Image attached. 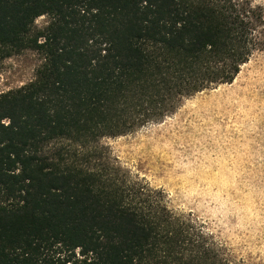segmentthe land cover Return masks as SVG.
I'll list each match as a JSON object with an SVG mask.
<instances>
[{
	"label": "trees",
	"instance_id": "obj_1",
	"mask_svg": "<svg viewBox=\"0 0 264 264\" xmlns=\"http://www.w3.org/2000/svg\"><path fill=\"white\" fill-rule=\"evenodd\" d=\"M250 0H0V264H242L101 144L234 82L263 45ZM50 23L35 28L41 17Z\"/></svg>",
	"mask_w": 264,
	"mask_h": 264
},
{
	"label": "rangeland",
	"instance_id": "obj_2",
	"mask_svg": "<svg viewBox=\"0 0 264 264\" xmlns=\"http://www.w3.org/2000/svg\"><path fill=\"white\" fill-rule=\"evenodd\" d=\"M250 1L264 12V0ZM49 23L41 17L35 28ZM261 36L260 51L232 84L184 99L162 121L101 141L116 165L164 191L172 212L203 224L242 264H264V27ZM43 62L29 50L0 63V94L35 81Z\"/></svg>",
	"mask_w": 264,
	"mask_h": 264
}]
</instances>
